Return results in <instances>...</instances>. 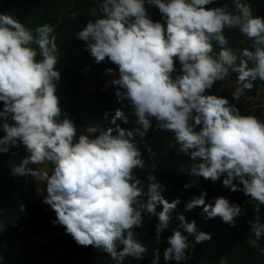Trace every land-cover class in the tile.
<instances>
[{"label":"clouds","instance_id":"1","mask_svg":"<svg viewBox=\"0 0 264 264\" xmlns=\"http://www.w3.org/2000/svg\"><path fill=\"white\" fill-rule=\"evenodd\" d=\"M148 7L158 9L161 21L149 17ZM98 12L76 37L97 65L107 61L115 66L106 68L105 75L118 70L110 83L122 107L114 115L105 112L114 126L107 128L78 126L62 110L56 26L44 23L33 31L11 14H0V129L5 133L0 154L20 146L27 152L12 164L11 175L32 176L43 184L39 193L56 213L53 226H63L78 245L100 249L116 264L128 257L142 261L148 247L136 229L146 216L158 217L160 243L180 203L179 198L165 199L155 176H148L145 185L137 174L146 165L136 137L143 139L155 121L188 157L189 175L213 183L223 177L222 187L248 198L255 214L250 225L255 238L248 243L264 255L258 243L264 238V122L242 115L237 107L245 90L251 92L257 80L264 83V17L254 16L247 0H232L231 6L220 0H99ZM225 29L238 30L250 47L233 50ZM232 74L239 87L231 99L213 94L214 85ZM124 106L131 107L138 127L117 124L129 123ZM190 186L198 185L185 188ZM206 196L205 191L192 198L187 210L202 207L206 219L219 217L235 227L241 207L223 196L206 204ZM160 205L163 210L157 212ZM19 211L26 206L21 204ZM179 220L196 244L212 239L198 232L194 221L188 223L183 215ZM166 245L163 264L190 259L192 245L179 229ZM160 260L156 248L151 264Z\"/></svg>","mask_w":264,"mask_h":264},{"label":"trees","instance_id":"2","mask_svg":"<svg viewBox=\"0 0 264 264\" xmlns=\"http://www.w3.org/2000/svg\"><path fill=\"white\" fill-rule=\"evenodd\" d=\"M98 2L99 0H0V14H11L33 31L44 23L56 26L55 34L60 52L57 70L61 72L57 95L60 97L62 110L73 118L78 126L100 124L107 128L113 125L110 124L111 116L104 118L105 112L114 115L115 110L122 107L115 95L117 88L110 83L118 78V70L116 75H105L106 68L115 66L107 61L97 65L94 58L84 50L86 44L76 37V33L81 31L90 19L98 18ZM247 2L252 5L254 16L264 17V0ZM224 3L231 6L232 0H220V4ZM213 6L216 5L210 7ZM93 9H97V12L94 13ZM147 11L153 21H161V14L156 7H148ZM73 13L77 15L73 16ZM224 34L229 41L228 46L233 50L251 45V41L243 37L238 30L225 29ZM214 51L218 52L219 47L214 45ZM237 87V77L232 74L230 79L217 82L212 93L231 99ZM263 103L264 83L257 80L251 92L244 91L237 107L242 115H254L264 122ZM2 107L0 104V110ZM123 110L129 115V123L117 121V124L125 129L138 127L136 117L131 115V107L124 106ZM2 123L4 121L0 120V125ZM4 135L5 133L0 131V137ZM135 142L143 153L146 165L145 169L137 170L139 178L146 185L149 183L147 177L155 176L165 188V199L171 203L179 198L180 203L172 211L169 228L162 234L160 243L156 240L158 217H145L143 227L136 229V232L137 238L148 247V252L142 261L128 257L123 264H151L153 250L156 248L161 249L160 264H163L162 252L174 229H179L187 236L192 245L189 251L190 259L185 264H264V255L248 243L249 239L255 238L250 227L255 222V214L248 198L242 192L233 193L222 187L223 177L221 181L213 183L202 177L189 175L188 157L179 153L178 146H172V134L158 130L155 121L147 135L143 139L137 136ZM26 155L23 146L13 148L8 154H0V229H3L0 231V251L4 252L3 255L0 254V264H44L39 259L44 255L53 257L52 264H116L109 254L100 249L78 245L63 226H53L52 221L56 219V213L42 202L43 197L36 198L34 177L11 175L12 164H19ZM193 182L198 186L185 188L186 184L192 185ZM205 191L206 204H214L215 198L223 196L229 199L231 204L241 207L243 214L236 219L235 227L224 223L219 217L206 219V215L202 214V207L187 210V203L194 197H200ZM21 204L26 206V211H19ZM162 210V205L157 207V212ZM180 215H183L188 223L194 221L197 231L210 233L212 239L196 244L194 235L180 228ZM261 219L264 221V208L261 209ZM38 239H47L50 244H31L32 240ZM258 243L259 248H264V238ZM210 247L213 252H208Z\"/></svg>","mask_w":264,"mask_h":264},{"label":"rangeland","instance_id":"3","mask_svg":"<svg viewBox=\"0 0 264 264\" xmlns=\"http://www.w3.org/2000/svg\"><path fill=\"white\" fill-rule=\"evenodd\" d=\"M50 168L51 167L48 168V171H50ZM36 189H37L36 193L38 194L40 189H43V184H41V183L36 184ZM41 194H43V192H41ZM0 231H3V229L1 228ZM43 242L46 243V244L49 243L48 240H44ZM31 244L35 245V244H37V242L32 240ZM208 252H213L212 247L209 248ZM3 253H4L3 251H0L1 255H3ZM39 259H41L44 264H52L54 262V259H53V257L51 255L40 256Z\"/></svg>","mask_w":264,"mask_h":264},{"label":"crops","instance_id":"4","mask_svg":"<svg viewBox=\"0 0 264 264\" xmlns=\"http://www.w3.org/2000/svg\"><path fill=\"white\" fill-rule=\"evenodd\" d=\"M262 106H264V103L262 104ZM259 120H261L262 121V119L261 118H259ZM37 167H39V166H37ZM50 167V166H49ZM33 183H34V185H35V195H36V184H38V183H41L38 179H36L35 177H34V179H33ZM45 240H47V239H45ZM34 241H36V242H43L44 241V239H38V240H34ZM44 243V242H43Z\"/></svg>","mask_w":264,"mask_h":264},{"label":"built area","instance_id":"5","mask_svg":"<svg viewBox=\"0 0 264 264\" xmlns=\"http://www.w3.org/2000/svg\"><path fill=\"white\" fill-rule=\"evenodd\" d=\"M0 131H2V129H0ZM44 194L46 195V191H45ZM42 196H43V194L40 195L39 193H38V194L36 193V198H40V197H42Z\"/></svg>","mask_w":264,"mask_h":264}]
</instances>
